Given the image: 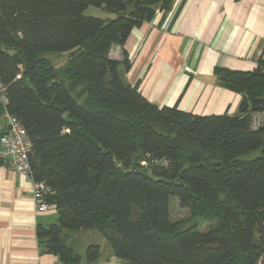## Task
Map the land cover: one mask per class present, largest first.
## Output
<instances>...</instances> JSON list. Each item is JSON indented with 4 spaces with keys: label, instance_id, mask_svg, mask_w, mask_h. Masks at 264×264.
<instances>
[{
    "label": "trees",
    "instance_id": "trees-1",
    "mask_svg": "<svg viewBox=\"0 0 264 264\" xmlns=\"http://www.w3.org/2000/svg\"><path fill=\"white\" fill-rule=\"evenodd\" d=\"M174 0H0V82L31 142V175L58 214L37 234L65 264L68 232L98 230L129 264H256L264 254V56L252 71L217 66L238 113L159 106L110 55ZM90 7L111 14H86ZM47 52H69L57 68ZM262 121L253 126V114ZM259 149L260 156H243ZM175 197L188 216L173 220ZM202 221H213L205 231ZM101 247L88 246L95 263Z\"/></svg>",
    "mask_w": 264,
    "mask_h": 264
},
{
    "label": "crops",
    "instance_id": "crops-1",
    "mask_svg": "<svg viewBox=\"0 0 264 264\" xmlns=\"http://www.w3.org/2000/svg\"><path fill=\"white\" fill-rule=\"evenodd\" d=\"M124 52L131 62L127 81L138 83L151 102L199 115H235L242 96L220 85L214 70L257 67L264 56V0H174L165 14L158 10L135 28L125 45H113L110 55L122 61ZM4 126L0 114V130ZM32 188L25 175L0 165V264H65L39 241L38 225L55 223L58 214L37 211ZM84 231L98 230L68 232L77 253L76 237ZM93 244L101 247L93 241L88 246ZM85 255L82 264H129L112 250L95 263Z\"/></svg>",
    "mask_w": 264,
    "mask_h": 264
},
{
    "label": "built area",
    "instance_id": "built-area-1",
    "mask_svg": "<svg viewBox=\"0 0 264 264\" xmlns=\"http://www.w3.org/2000/svg\"><path fill=\"white\" fill-rule=\"evenodd\" d=\"M8 103L7 87L0 82V105L6 108ZM4 118L5 126L0 130V165L9 166L32 181L33 200L37 211L54 210L55 206L47 200V196L53 193L52 188L45 181L35 180L31 175L29 153L32 149V142L24 126L15 115L7 111H5ZM261 121L262 114L254 113L253 126L258 127ZM256 264H264V254Z\"/></svg>",
    "mask_w": 264,
    "mask_h": 264
},
{
    "label": "rangeland",
    "instance_id": "rangeland-1",
    "mask_svg": "<svg viewBox=\"0 0 264 264\" xmlns=\"http://www.w3.org/2000/svg\"><path fill=\"white\" fill-rule=\"evenodd\" d=\"M86 14L88 15H97L99 17L106 18L107 15L111 16L110 14L99 11L98 9H94V7H90L86 10ZM69 52H47L45 53V56L51 60V62L57 67V68H64L65 64L67 62ZM261 152L259 149L251 151L243 156V158L251 160L258 156H260ZM53 210L49 211L48 213L53 214ZM188 216L187 209L181 208L178 203L177 199L173 197L171 199V217L173 220H179L186 218ZM57 222V221H56ZM213 224V221H202L199 225L200 231H205ZM97 242L101 244L102 254L101 257H106L108 252L111 251V246L109 241L103 236L101 232H96L94 235H91L89 231H84L82 235L79 237H76V245H77V251L81 255H84L86 253V248L89 243L91 242Z\"/></svg>",
    "mask_w": 264,
    "mask_h": 264
}]
</instances>
